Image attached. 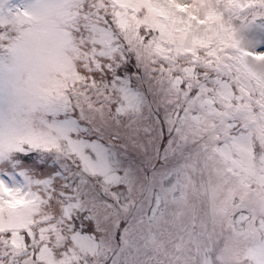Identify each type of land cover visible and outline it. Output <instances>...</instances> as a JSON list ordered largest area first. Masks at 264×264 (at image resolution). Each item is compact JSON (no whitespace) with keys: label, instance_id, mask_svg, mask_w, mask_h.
<instances>
[{"label":"snow or ice","instance_id":"1","mask_svg":"<svg viewBox=\"0 0 264 264\" xmlns=\"http://www.w3.org/2000/svg\"><path fill=\"white\" fill-rule=\"evenodd\" d=\"M0 264H264V0H0Z\"/></svg>","mask_w":264,"mask_h":264}]
</instances>
